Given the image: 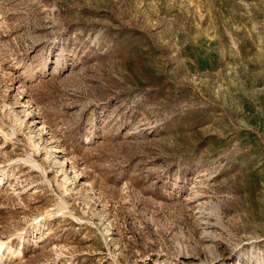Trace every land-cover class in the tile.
<instances>
[{
    "label": "rangeland",
    "instance_id": "1",
    "mask_svg": "<svg viewBox=\"0 0 264 264\" xmlns=\"http://www.w3.org/2000/svg\"><path fill=\"white\" fill-rule=\"evenodd\" d=\"M0 264H264V0H0Z\"/></svg>",
    "mask_w": 264,
    "mask_h": 264
}]
</instances>
